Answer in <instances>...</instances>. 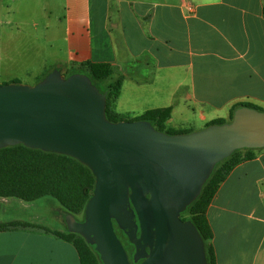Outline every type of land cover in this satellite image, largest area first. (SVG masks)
Returning <instances> with one entry per match:
<instances>
[{
	"label": "crops",
	"instance_id": "1",
	"mask_svg": "<svg viewBox=\"0 0 264 264\" xmlns=\"http://www.w3.org/2000/svg\"><path fill=\"white\" fill-rule=\"evenodd\" d=\"M43 1L58 7L49 46L62 57L52 67L107 64L103 86L119 81L109 104L119 118L168 109L165 128L195 131L228 120L238 104L264 112V0ZM253 149L206 211L215 264H264V147ZM65 214L51 196H0V223L33 224L0 229V264H80L54 233L67 230Z\"/></svg>",
	"mask_w": 264,
	"mask_h": 264
},
{
	"label": "water",
	"instance_id": "2",
	"mask_svg": "<svg viewBox=\"0 0 264 264\" xmlns=\"http://www.w3.org/2000/svg\"><path fill=\"white\" fill-rule=\"evenodd\" d=\"M105 109L106 94L83 73L53 69L33 85L0 84V148L23 144L91 170L83 220L68 212L64 220L102 264H132L113 220L135 246V264H206L203 239L180 214L217 162L264 147V112L239 106L228 122L167 134L146 120L112 122Z\"/></svg>",
	"mask_w": 264,
	"mask_h": 264
},
{
	"label": "trees",
	"instance_id": "3",
	"mask_svg": "<svg viewBox=\"0 0 264 264\" xmlns=\"http://www.w3.org/2000/svg\"><path fill=\"white\" fill-rule=\"evenodd\" d=\"M53 69H58L64 77L72 73L87 75L91 83L100 92L106 94V118L112 122L123 120L109 109L110 101L119 93V81L109 86H103V82L112 74V70L107 64L86 61L63 72L61 68L54 67L47 73ZM46 74L39 77L36 82ZM239 106L248 105L238 104L232 110L228 120L217 119L209 125L230 121L233 111ZM168 115V109H158L147 111L132 120H146L156 130L167 134L190 132L165 128L163 123ZM253 150V148L237 149L217 162L209 177L203 183L197 197L180 214L183 220L192 222L203 239L206 264H215V254L210 242L212 229L206 217L208 205L230 170L239 162L252 158L254 156ZM94 182L95 177L91 170L74 157L29 148L23 144L0 148V196L16 197L24 201L51 196L66 212L72 214L76 220L81 221L83 220L85 204L93 192ZM26 226H33V224L24 221L0 223V229ZM113 227L132 264H135L133 261L135 246L128 240L126 234L117 226L114 220ZM54 233L74 245L79 255L80 264H102L94 245L87 243L81 235L68 230Z\"/></svg>",
	"mask_w": 264,
	"mask_h": 264
},
{
	"label": "rangeland",
	"instance_id": "4",
	"mask_svg": "<svg viewBox=\"0 0 264 264\" xmlns=\"http://www.w3.org/2000/svg\"><path fill=\"white\" fill-rule=\"evenodd\" d=\"M57 13L43 0H0V84L33 85L62 57L56 43L49 46L51 36L59 35Z\"/></svg>",
	"mask_w": 264,
	"mask_h": 264
},
{
	"label": "flooded vegetation",
	"instance_id": "5",
	"mask_svg": "<svg viewBox=\"0 0 264 264\" xmlns=\"http://www.w3.org/2000/svg\"><path fill=\"white\" fill-rule=\"evenodd\" d=\"M146 252H148V248H146ZM143 259L140 258L137 262H141Z\"/></svg>",
	"mask_w": 264,
	"mask_h": 264
}]
</instances>
